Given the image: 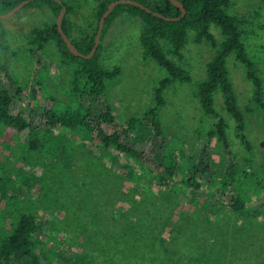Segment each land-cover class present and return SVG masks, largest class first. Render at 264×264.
Listing matches in <instances>:
<instances>
[{
	"label": "rangeland",
	"instance_id": "1",
	"mask_svg": "<svg viewBox=\"0 0 264 264\" xmlns=\"http://www.w3.org/2000/svg\"><path fill=\"white\" fill-rule=\"evenodd\" d=\"M63 1L72 8L68 14L72 28L71 38L77 39L84 33L96 29L98 23L96 0ZM231 1V11L244 18L241 25L243 41L255 64L257 74L262 79L264 90V0ZM52 18L51 4L38 0L34 4L23 6L8 18L0 19L8 45L18 51L17 57L10 64L15 78L13 82L23 88L22 94L14 103L15 111L28 114L32 108L30 89L39 92L38 81H41V93L45 97L53 95L58 100L57 106L64 108L76 104L74 101L77 100H73L68 93L71 87L69 64H72V59L62 58L52 41L46 43L36 55H31L28 50L27 39L31 29L49 23ZM140 31V21L130 15L122 14L111 22L102 39L100 66L105 69H112L115 66L120 68L116 77L106 81L105 92L107 103L112 107V114L120 124L132 117L142 116L144 111L154 104V88L158 81L166 76V71L162 67L151 58L144 56L139 43ZM210 31L219 42L221 39L219 28L212 24ZM189 34L190 39L182 50L183 56L177 62L190 73L191 79L189 82H174L163 93L165 103L160 110V120L165 135L169 138V140L166 138L165 142L168 140L169 144L164 149L162 160L165 163L172 162L173 156L176 162L182 165L190 166L193 162L198 165L206 164L220 180L224 172L231 168V160L226 159L223 147L215 137L207 138L214 118L204 113L196 97L197 84L205 78L206 63L214 56L217 49L207 41L193 42L192 31H189ZM226 67L237 105L245 118V134L250 142V152L236 136L235 122L224 108L219 90L214 93V107L227 124L226 135L235 156L232 161L239 166L240 171H252L254 180L258 181L264 178L262 114L250 101L252 84L245 77L243 65L230 54L226 58ZM46 102L45 98L39 96L35 107L42 109ZM6 128L0 122V166L3 167L2 170L8 179L6 188L9 187L8 192L11 195L23 199L25 206L43 216L47 223L44 225V233L49 237V245L56 243L57 252L61 254L55 257L56 264H60L61 260L67 264H87L86 254H91L93 257L90 258L99 262H103L105 256H109L113 261L128 264H151L152 256L157 254L156 251H161L165 261L170 264H207L200 258L203 250L201 241L194 247L177 242L176 254L179 252L180 254L173 256L172 259L167 257L163 247L165 249L169 240L161 242L157 238L158 236L165 238L163 235H167L165 231L163 234L151 235L148 239V242L154 243L156 247L152 253L150 250L154 247L143 246L145 240L138 243L142 246L139 247L141 254L132 243L113 244V237H118L124 232L119 227L118 218L131 217L127 207L138 208L140 212L141 206L138 202L150 205L146 202L147 198L165 202L163 199L165 191L159 189L155 180L145 176L142 169L135 168V173L142 177L139 182L129 180V174L128 178H120L121 165L113 164L96 146L90 149V145L93 144L87 140L82 142L84 144L75 145L76 153L70 158L71 162H67V167L58 168L52 155L42 152L38 154L26 148L25 134L16 139L14 133ZM147 130L136 129L131 133L136 139L137 147L143 150L148 148L147 142H143ZM59 139L67 141L63 136ZM65 157L69 156L65 155ZM148 164L150 169L156 171L157 164ZM240 178L246 185L250 184L242 174ZM169 179L176 183L169 189L167 195L171 196L170 199L179 201L175 192L182 189V183L177 177L173 180ZM32 184H34L32 194L28 196L29 190H26L24 185ZM211 191L215 192V189ZM26 195L30 201H25ZM249 196L247 206H254L255 211L257 210L255 213L236 215L228 207L230 195L218 191V195L213 196L215 200H212L216 206L200 208L199 213L192 215L194 218L192 222L195 227L202 229V238L211 227L218 232L220 231L218 228L234 231L239 226L240 235L237 234L239 237L237 243H240V248H245V251L251 253L257 260L256 264H264V225L262 224L264 223V191L260 194L252 192ZM171 205L177 209L180 207ZM1 206L3 202L0 198V238L5 233L1 227L7 226L8 219L1 212ZM194 207V205L189 207L185 205L184 210L191 212ZM253 215L255 220L250 223L252 230H249L248 221ZM80 219L84 221L83 224ZM125 238L131 241L132 236ZM189 249L193 250V253ZM62 255L70 256L72 260H63L60 258ZM218 264H234V262L220 260Z\"/></svg>",
	"mask_w": 264,
	"mask_h": 264
},
{
	"label": "trees",
	"instance_id": "2",
	"mask_svg": "<svg viewBox=\"0 0 264 264\" xmlns=\"http://www.w3.org/2000/svg\"><path fill=\"white\" fill-rule=\"evenodd\" d=\"M21 1L0 0V13L8 11ZM43 1L51 4L53 18L49 23L31 29L27 39L28 50L31 55H36L46 43L52 41L62 58L70 57L72 59V64H69L71 87L68 89V93L73 100H77L74 101L76 104L64 108L57 106L58 100L53 95L45 97L41 93L42 85H40L41 81H38L40 91L36 92L34 89H30L32 108L28 114L23 111H15L14 103L22 94L23 88L13 82L15 78L12 75L10 64L17 57L18 51L8 45L6 32L0 21V122L7 127L6 129L14 133L16 139L25 134L24 142L28 150L38 154L42 152L52 155L58 168L67 167V162H71L70 158L76 153L75 145L84 144L82 142L87 140L93 144L88 146L90 149L96 146L100 152L107 155L113 164L121 165L120 178H128L129 174V180L139 182L141 176L139 177L135 173V168L139 167L145 172V176H149L157 182L159 189L165 191L163 196L165 202L152 201L147 198L146 202L150 205L138 202L141 206L140 212L138 208L127 207L131 217L118 218L119 227L124 232L118 237H113V244L132 243L140 252L139 247L142 246H139L138 243L145 240L143 246L152 245L154 247L150 250L152 253L156 247L154 243H149L148 239L151 238V235L163 234L165 231L167 233V235L163 234L165 238L159 236L157 238L161 242L169 240L163 250L166 252V256L171 259L180 254V252L176 254L177 242L194 247L201 241L203 250L200 258L207 264H218L220 260H230L234 264H256L255 257L245 251V248L241 249L240 243H237L239 239L237 234L240 235L239 226L234 231L218 228L220 229L218 232H215V228L211 227L202 238V229L195 227L192 222L194 220L192 215L199 213L200 208L207 209L216 206L212 200H215L213 196L218 195V191L230 195L228 207L236 215L255 213L257 210L255 211L254 206H247L249 193L259 192L260 194L264 191V178L255 181L251 174L252 171H240L239 166L232 161L235 156L226 135L227 124L214 107V93L219 90L224 108L235 122V134L250 152V142L245 134V118L237 105L236 95L226 67L227 56L232 54L234 59L243 65L245 77L252 84L250 101L262 114L263 124L264 90L262 79L257 74L255 64L243 41L241 25L244 18L231 11L232 1L177 0L186 11L185 15L178 20L162 19L136 5L116 4L104 21L95 52L87 59L71 53L57 29L56 17L61 5L53 0ZM96 1L99 21L100 16L113 0ZM135 1L166 17L180 15V9L170 0ZM36 2L38 0H32L25 6ZM61 2L66 7L61 22L62 30L81 53L87 54L92 48L97 27L77 39L71 38L72 28L68 14L72 8L65 1L61 0ZM122 14L130 15L140 21L139 43L143 54L162 67L166 71V76L160 79L154 88V104L148 107L142 116L132 117L120 124L115 120L112 107L107 103L105 96L106 81L116 77L120 68L118 66L112 69L101 67L99 56L104 32L111 22ZM212 24L220 30L221 39L219 42L210 31ZM189 31H192L193 42L207 41L217 49L214 56L206 63L205 78L197 84L196 97L204 113L214 118L207 138L215 137L221 143L226 159L231 160V168L224 172V176L220 180L214 176L206 164L198 165L193 162L190 166L189 164L182 165L176 162L173 156L172 162L165 163L162 160L165 154L164 149L169 144V138L165 135L160 120V110L165 103L163 93L174 82H189L191 79L190 73L177 62L182 58V50L190 39ZM39 96L47 101L42 109L35 107ZM142 128L148 129L146 138L143 140L148 145L146 150L138 148L135 137L131 135L136 129L141 130ZM109 129L110 131H108ZM60 136L66 137L67 141L59 139ZM5 137L8 136L5 135ZM166 138L168 140L165 142ZM65 155L69 157L66 158ZM148 163L157 164L156 171L150 169ZM2 168L0 166V198L3 202L1 212L8 219L6 218L7 226L1 227L5 233L0 238V264H56L55 257H59L61 254L57 252L56 243L49 245V237L44 233L46 221L43 216L25 206L23 199L8 192L9 187L6 188L8 179ZM159 168L161 170H157ZM241 174L246 177L249 185H246L245 181L240 178ZM175 177L182 183V189L175 192L179 201L170 199L171 196L167 195L170 192L169 189L176 183L170 181L169 178L173 180ZM24 187L29 190L28 196H31L34 184L24 185ZM212 189H215V192L211 191ZM28 196L24 197L25 201H30ZM171 204L180 207L177 209ZM185 205L187 207L194 205V210L191 212L184 210ZM254 220L255 216L253 215L252 219L248 221L249 230H252L250 223ZM80 222L84 223L81 219ZM262 224L264 225V223ZM224 229L227 231L226 233ZM126 236H132L131 241L126 240ZM94 237L99 238V236ZM189 251L193 253V250L189 249ZM156 252L157 254L152 256L151 264H170L165 261L161 251ZM90 257L93 256L86 254L85 262L87 264H128L113 261L109 256H105L103 262ZM60 258L67 261L72 260L67 255H62ZM59 263L67 264L62 260Z\"/></svg>",
	"mask_w": 264,
	"mask_h": 264
},
{
	"label": "water",
	"instance_id": "3",
	"mask_svg": "<svg viewBox=\"0 0 264 264\" xmlns=\"http://www.w3.org/2000/svg\"><path fill=\"white\" fill-rule=\"evenodd\" d=\"M32 0H22L21 2H19L18 4H16L15 6H13L11 9H9L8 11L4 12V13H0V19H5L8 18L9 16H11L12 14H14L16 11H18L20 8H22L23 6H25L27 3H29ZM57 3H59L61 5V8L58 12V15L56 17V26L57 29L62 37V39L64 40L65 44L67 45L68 50L73 53L75 56H79L82 58H90L93 53L95 52L99 41H100V35H101V31L104 25V21L106 19V17L109 15L110 11L112 10V8L119 3H125V4H132V5H136L142 9H144L147 12H151L153 13L155 16L160 17L162 19L165 20H178L180 18H182L185 15V8L184 6L177 0H170L173 4H175L179 9H180V15L176 16V17H166L164 15H162L161 13L152 11L151 9H149L148 7H146L145 5H143L142 3L135 1V0H113L112 2H110L106 8V10L103 12V14L100 16L99 21H98V25H97V29H96V34L94 36V42L92 45V48L90 49V51L87 54H83L81 53L76 46L71 42V40L68 38V36L66 35V33L62 30L61 27V22H62V18L65 14L66 11V7L64 5H62L61 0H53Z\"/></svg>",
	"mask_w": 264,
	"mask_h": 264
}]
</instances>
